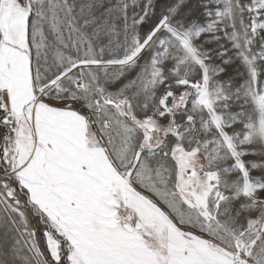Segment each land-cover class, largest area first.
I'll use <instances>...</instances> for the list:
<instances>
[{
    "label": "snow or ice",
    "instance_id": "6c2138e0",
    "mask_svg": "<svg viewBox=\"0 0 264 264\" xmlns=\"http://www.w3.org/2000/svg\"><path fill=\"white\" fill-rule=\"evenodd\" d=\"M0 264H264V0H0Z\"/></svg>",
    "mask_w": 264,
    "mask_h": 264
}]
</instances>
